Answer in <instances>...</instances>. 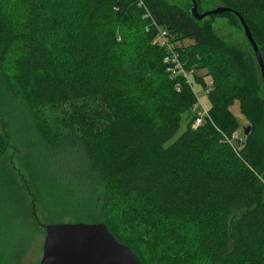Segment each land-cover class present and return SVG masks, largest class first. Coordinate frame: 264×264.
<instances>
[{"label":"trees","instance_id":"obj_1","mask_svg":"<svg viewBox=\"0 0 264 264\" xmlns=\"http://www.w3.org/2000/svg\"><path fill=\"white\" fill-rule=\"evenodd\" d=\"M141 1L145 6L140 0H31L22 13L8 9L11 0H0L4 49L14 57L11 86L21 90L47 144L57 152L71 149L97 174V222L141 264L159 263L120 236L105 207L108 196L145 206L157 218L152 239L174 247L185 264L197 253L206 264H264V172L252 149L253 127L243 134L246 142L234 140L240 122L231 110L237 102L256 127L264 123V96L248 75L249 58L256 86L264 90L251 44L215 33L214 19L222 17L244 34L233 13L197 21L177 3ZM217 1L244 17L264 58V0ZM196 2L203 12V0ZM153 22L183 44L180 59L197 82L208 87L200 70L212 78L209 116L198 128L196 95L183 77L170 78L167 51L153 44ZM186 40L194 43L186 46ZM187 112L195 116L167 146ZM5 151L0 136V154Z\"/></svg>","mask_w":264,"mask_h":264},{"label":"rangeland","instance_id":"obj_2","mask_svg":"<svg viewBox=\"0 0 264 264\" xmlns=\"http://www.w3.org/2000/svg\"><path fill=\"white\" fill-rule=\"evenodd\" d=\"M162 2L164 6L173 2L184 8L190 4V0ZM203 2L204 12L221 5L217 0ZM30 6L31 0H11L7 7L24 13ZM232 25L236 26V22L232 24L221 17L214 19L213 28L224 40L238 45L245 44L247 47L242 30ZM255 32L257 34V29ZM128 37L132 40L127 33ZM183 43L187 46L194 42L186 40ZM4 45L5 38L0 31V136L6 144V151L0 154V264H41L47 225L100 222H97L96 201L102 195V186L97 174L84 164L79 155L71 156V149L57 152L42 137L34 113L21 97V90L16 84L11 86L15 81L14 57L5 51ZM136 63L139 64L140 60H136ZM247 67L255 91L264 96V90L256 86L249 58ZM198 75L204 77L208 87L212 84V78L206 71L200 70ZM190 82L194 86L198 103L206 109L201 108L195 113L203 114L210 109L208 87H204L194 77L190 78ZM9 84L14 89L13 93ZM231 110L240 122L237 132L244 142L246 139L242 127H253L252 149L259 168L264 172V123L256 127L251 117L241 113L237 102ZM193 116L189 112L183 115L180 130L167 146L186 131ZM47 117L50 123L54 121L52 112L47 111ZM198 118L199 115L193 125ZM1 122L5 125L4 129ZM105 201L109 215L119 227L120 236L139 244L151 262L185 264L174 247L156 243L152 239V228L157 218L151 216L145 206L136 200L119 197L108 196ZM160 221L165 223L163 219ZM193 262L190 264H206L198 253Z\"/></svg>","mask_w":264,"mask_h":264},{"label":"water","instance_id":"obj_3","mask_svg":"<svg viewBox=\"0 0 264 264\" xmlns=\"http://www.w3.org/2000/svg\"><path fill=\"white\" fill-rule=\"evenodd\" d=\"M197 21L233 13L240 21L244 36L251 44L264 86V58L244 17L234 8L218 5L212 10L199 12L196 0L186 7ZM244 136H249L251 126H243ZM46 237L41 264H141L136 252L122 244L105 223H61L46 226Z\"/></svg>","mask_w":264,"mask_h":264},{"label":"built area","instance_id":"obj_4","mask_svg":"<svg viewBox=\"0 0 264 264\" xmlns=\"http://www.w3.org/2000/svg\"><path fill=\"white\" fill-rule=\"evenodd\" d=\"M140 5L145 6L141 0H140ZM149 16L152 19L151 14H148L145 17H149ZM154 25H156L158 33H157L155 40L153 41V44L159 46L160 48H164L167 51V54L164 58V64L167 66V72L170 75V78L173 79V78H177V77H183L184 79H186V82L189 84V86L192 88V90L194 92V86L190 82V78L194 74V71L189 72L185 69L184 64L182 63V61L180 59V55H179V52L177 49L180 46V44L173 42V40L171 39V37L169 35V32L166 29L157 25L156 23H154ZM177 88H178V91H180V86H178ZM209 88H210V86L208 87L207 94L210 90ZM194 94H195V92H194ZM196 98H197V103L195 104L193 111L197 112L201 108L206 110L201 103H198L197 95H196ZM197 115H199V118L195 122V124L193 125L194 128L200 127L202 125L204 119L209 116L208 111H205L203 114H197ZM233 138H234V140L239 139L240 134L238 132H236L233 135Z\"/></svg>","mask_w":264,"mask_h":264},{"label":"flooded vegetation","instance_id":"obj_5","mask_svg":"<svg viewBox=\"0 0 264 264\" xmlns=\"http://www.w3.org/2000/svg\"><path fill=\"white\" fill-rule=\"evenodd\" d=\"M197 5H198V4H197ZM1 123H2L3 129H4L5 125L3 124V122H1Z\"/></svg>","mask_w":264,"mask_h":264},{"label":"bare ground","instance_id":"obj_6","mask_svg":"<svg viewBox=\"0 0 264 264\" xmlns=\"http://www.w3.org/2000/svg\"><path fill=\"white\" fill-rule=\"evenodd\" d=\"M163 50V49H162ZM179 51V50H178Z\"/></svg>","mask_w":264,"mask_h":264}]
</instances>
